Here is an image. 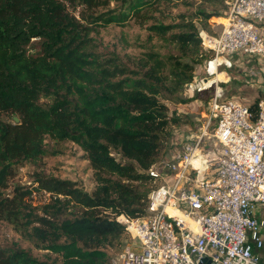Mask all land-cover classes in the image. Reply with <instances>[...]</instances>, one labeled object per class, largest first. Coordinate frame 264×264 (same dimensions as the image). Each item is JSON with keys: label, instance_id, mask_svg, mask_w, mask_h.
I'll list each match as a JSON object with an SVG mask.
<instances>
[{"label": "trees", "instance_id": "obj_1", "mask_svg": "<svg viewBox=\"0 0 264 264\" xmlns=\"http://www.w3.org/2000/svg\"><path fill=\"white\" fill-rule=\"evenodd\" d=\"M171 1L110 7L109 0H0V221L55 255L39 259L0 244V264H111L109 251L129 241L115 217L147 213L157 183L144 170L166 155L180 120L167 102L210 101L212 86L191 96L183 88L213 55L199 28L228 11L227 0H200L189 19L155 20L152 12ZM129 19L153 20L148 40L157 38L166 52L151 46L122 57L98 50V30ZM47 138L82 151L90 191L43 172L29 184L12 182L18 167L47 155Z\"/></svg>", "mask_w": 264, "mask_h": 264}, {"label": "built area", "instance_id": "obj_2", "mask_svg": "<svg viewBox=\"0 0 264 264\" xmlns=\"http://www.w3.org/2000/svg\"><path fill=\"white\" fill-rule=\"evenodd\" d=\"M225 3L220 33L201 36L213 54L204 62L206 75L185 86L213 87L209 118L222 149L215 157H201L203 131L185 140L172 158L144 170L157 185L145 215L115 217L133 240L119 253L118 264H264V97L251 111L224 97L216 80L219 66L236 54L259 60L251 75L264 79V36L258 28L264 26V0Z\"/></svg>", "mask_w": 264, "mask_h": 264}, {"label": "rangeland", "instance_id": "obj_3", "mask_svg": "<svg viewBox=\"0 0 264 264\" xmlns=\"http://www.w3.org/2000/svg\"><path fill=\"white\" fill-rule=\"evenodd\" d=\"M109 1V6L113 7L119 4L121 0ZM199 1L200 0H188V2H190L188 5L172 0L171 2L173 3L162 5L158 9L159 11H153L152 16L155 20L158 19L163 23L176 24L182 21V17L180 16L183 14L185 18L189 19ZM224 17L225 16H218L210 18L206 29L199 28V35L202 36L203 33H206L216 36L220 33L222 24L225 22ZM152 22L153 20H148L145 23H138L133 19H129L123 25H109L100 28L97 34H95L98 50L104 54H107V52H114L122 57L126 54L138 56L143 50L151 46H154V48L158 49L160 52H166L167 46L163 45V42L155 37H153L152 40H148V36L153 33V31L148 28V26L152 25ZM201 45L207 48L204 46L202 38ZM171 51L175 52V49H171ZM204 75H206L204 63L196 65L195 78L192 81H198V79ZM221 87L223 89L222 85ZM193 92L194 91H190L189 89L187 90L184 86V96H191ZM223 95L226 98H230L225 96V94ZM261 97L263 96L259 95L257 98ZM167 105L169 107V113L176 112L180 120L179 124L172 129L171 138L167 143V153L164 157L172 158L180 151L181 145L185 140L195 138L203 131V140L200 147L201 157H215V155L221 151L220 142L217 141L213 135L215 131V121L209 118L210 108L207 102L196 99L186 103L167 102ZM46 145L47 155L35 163L26 162L24 165L18 167L12 182L29 184L32 182L35 172H43L46 175L73 180L86 191H90L93 188L94 180L92 178V172L88 168L87 161L82 156V151L76 145L70 141L59 142L49 138L46 139ZM115 155L117 157L119 156L118 154ZM46 197V194L44 197L38 196L37 200ZM132 241L130 237L129 241L119 250L109 251L111 264L119 263V253L123 248L130 246ZM0 244H15L28 250L33 256L39 259H52L55 256L46 250L35 248L30 242L22 239L18 233L13 231L9 224L3 221H0Z\"/></svg>", "mask_w": 264, "mask_h": 264}, {"label": "crops", "instance_id": "obj_4", "mask_svg": "<svg viewBox=\"0 0 264 264\" xmlns=\"http://www.w3.org/2000/svg\"><path fill=\"white\" fill-rule=\"evenodd\" d=\"M258 28L264 36V26L259 25ZM258 68L259 60L236 54L228 59L227 64L219 66L216 79L223 86L225 96L249 105L259 95L264 97V79L251 75Z\"/></svg>", "mask_w": 264, "mask_h": 264}, {"label": "bare ground", "instance_id": "obj_5", "mask_svg": "<svg viewBox=\"0 0 264 264\" xmlns=\"http://www.w3.org/2000/svg\"><path fill=\"white\" fill-rule=\"evenodd\" d=\"M217 80V79H216ZM198 163H200V162H198ZM172 214L174 213V214H177V215H179L181 218L183 217L180 213H178V212H172V211H170ZM204 234H207L206 232H203ZM208 236V235H207ZM208 238H209V236H208Z\"/></svg>", "mask_w": 264, "mask_h": 264}]
</instances>
